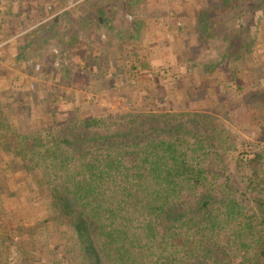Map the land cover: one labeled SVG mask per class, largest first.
Masks as SVG:
<instances>
[{"label":"trees","instance_id":"1","mask_svg":"<svg viewBox=\"0 0 264 264\" xmlns=\"http://www.w3.org/2000/svg\"><path fill=\"white\" fill-rule=\"evenodd\" d=\"M201 7L198 37L206 40L204 28L214 24L212 40L223 49L215 64L225 62L227 68V79L221 76L225 68L212 63L198 71L210 78L215 67L221 76L215 94L208 93L207 84L191 89L204 90L211 104L222 91L243 93L245 76L258 73L250 57L260 43L246 35L256 24L255 13L264 24V0H220ZM224 8L230 17L219 19ZM214 15L217 19L207 23ZM239 15L240 26H225ZM142 61L127 71L136 86L144 81L136 72L146 71ZM256 87L238 98L264 99V89ZM215 121L196 111L152 110L73 117L12 131L13 142L0 143V157L21 158L28 172H36L31 193L48 206L44 221L14 229L15 235L32 237L23 259L38 250L33 232L54 225L74 234L85 264H264V149L229 136ZM223 154H231V172L241 189L232 185ZM238 190L241 195L233 194ZM8 230L0 218V264H9ZM61 261L66 262L64 255Z\"/></svg>","mask_w":264,"mask_h":264},{"label":"rangeland","instance_id":"2","mask_svg":"<svg viewBox=\"0 0 264 264\" xmlns=\"http://www.w3.org/2000/svg\"><path fill=\"white\" fill-rule=\"evenodd\" d=\"M201 1L210 8L220 0ZM200 5L198 0H0V136L4 138L0 143H12L15 129L25 132L35 124L40 129L53 120L64 123L73 117L153 110L209 114L229 136L264 149L263 97L259 101L254 95L253 101L238 98L255 85L259 89L254 91L264 89L262 16L255 13L256 24L246 35L251 42L260 43L250 57L257 62L258 78L246 75L243 93L222 91L209 104L204 90L192 93L191 89L207 84L208 93L213 94L215 87L221 91L218 86L221 76L227 79V68L225 62L215 64L223 49L212 40L214 24L204 28L206 40L198 37L201 28L192 26ZM225 16L230 17L229 8L218 18ZM215 19L210 16L206 22ZM242 22L243 15L232 16L225 26ZM141 59L146 71H136L144 79L136 86L127 71L131 64L138 67ZM201 60L225 68L221 69L225 73L220 76L214 67L213 80L204 79L194 66ZM5 159L7 162L0 157V205L5 211L0 218L12 238L7 243L10 256L6 263L85 264L74 234L54 225L33 232L38 250L23 259L32 237L15 235L14 229L44 221L48 206L31 193L36 172H28L21 158ZM221 159L232 185L241 189L231 172V154H223ZM233 194L241 195L239 190ZM244 203L251 208L248 201ZM47 233H54V239ZM63 255L66 262L61 261Z\"/></svg>","mask_w":264,"mask_h":264},{"label":"crops","instance_id":"3","mask_svg":"<svg viewBox=\"0 0 264 264\" xmlns=\"http://www.w3.org/2000/svg\"><path fill=\"white\" fill-rule=\"evenodd\" d=\"M199 1V4H202V5H204L203 4V1H201V0H198ZM201 6V5H200ZM195 15V20H196V17H197V15H198V13L196 14H194ZM195 20L193 21L192 20V23H193V27H194V25H195ZM184 49V48H183ZM183 49L181 50L182 52H183ZM212 62H205L204 60L202 61H197V63L196 64H194V66H195V68L196 69H200V70H203V69H205L206 67H208V66H210V64H211ZM211 65H213V63L211 64ZM203 72V71H202ZM201 72V74H202V76H203V73ZM245 73V70L243 71V69H242V72H241V74L242 73ZM241 74H239V75H241ZM246 74V73H245ZM205 79V78H204ZM209 80H211V78H209ZM213 80V79H212ZM244 91V90H243Z\"/></svg>","mask_w":264,"mask_h":264},{"label":"built area","instance_id":"4","mask_svg":"<svg viewBox=\"0 0 264 264\" xmlns=\"http://www.w3.org/2000/svg\"><path fill=\"white\" fill-rule=\"evenodd\" d=\"M54 53H55V54H57V52H56V51H54Z\"/></svg>","mask_w":264,"mask_h":264}]
</instances>
